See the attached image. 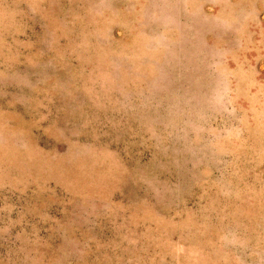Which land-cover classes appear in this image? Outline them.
Segmentation results:
<instances>
[{
    "label": "rangeland",
    "instance_id": "1",
    "mask_svg": "<svg viewBox=\"0 0 264 264\" xmlns=\"http://www.w3.org/2000/svg\"><path fill=\"white\" fill-rule=\"evenodd\" d=\"M0 264H264V0H0Z\"/></svg>",
    "mask_w": 264,
    "mask_h": 264
}]
</instances>
